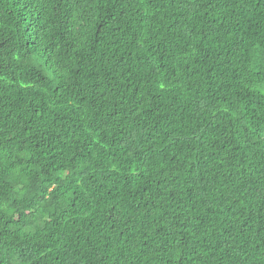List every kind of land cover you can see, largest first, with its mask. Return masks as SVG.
Segmentation results:
<instances>
[{
    "label": "trees",
    "instance_id": "obj_1",
    "mask_svg": "<svg viewBox=\"0 0 264 264\" xmlns=\"http://www.w3.org/2000/svg\"><path fill=\"white\" fill-rule=\"evenodd\" d=\"M0 264H264V0H0Z\"/></svg>",
    "mask_w": 264,
    "mask_h": 264
}]
</instances>
